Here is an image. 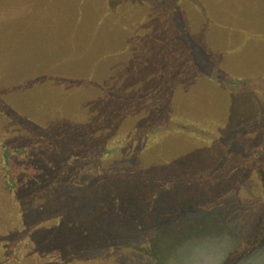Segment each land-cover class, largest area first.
<instances>
[{"label": "rangeland", "instance_id": "1", "mask_svg": "<svg viewBox=\"0 0 264 264\" xmlns=\"http://www.w3.org/2000/svg\"><path fill=\"white\" fill-rule=\"evenodd\" d=\"M0 264H264V0H0Z\"/></svg>", "mask_w": 264, "mask_h": 264}, {"label": "trees", "instance_id": "2", "mask_svg": "<svg viewBox=\"0 0 264 264\" xmlns=\"http://www.w3.org/2000/svg\"><path fill=\"white\" fill-rule=\"evenodd\" d=\"M146 127L150 128L148 126H146ZM151 129H154V127H152ZM141 130L142 129L138 128L135 131H133L134 133H132L130 135L129 134L128 135L125 134L123 139L120 141L119 145L116 142V143L112 144L111 146H108L107 149H109V147H111L109 151H112V150L118 148V146H119V148H121L122 146L126 147V144H130L129 148L131 150H137L138 148H140V147H138V145L140 143H142V145H141L142 149H144V148L147 149V147L152 145L154 142H156L161 137V133H160L159 130L154 131V132H151V131L148 130L147 133L146 132H145V134L143 133L144 135L140 133ZM137 135H138V137H140V138H138L139 140L137 139ZM133 136L135 138H133ZM136 139H137V141H135ZM142 140H143V142H142ZM133 142H136V143H133ZM100 149L101 148H99V150ZM109 151L105 150V152L103 151L104 152L103 154H101V152H100V155H104L105 156V154L106 155L109 154Z\"/></svg>", "mask_w": 264, "mask_h": 264}, {"label": "crops", "instance_id": "3", "mask_svg": "<svg viewBox=\"0 0 264 264\" xmlns=\"http://www.w3.org/2000/svg\"><path fill=\"white\" fill-rule=\"evenodd\" d=\"M152 12H148V13H145V16L147 17V14H148V18H152L153 16H155V15H157V14H159V12L157 13V14H151ZM147 24V23H146ZM146 24H145V27L147 28V26H146ZM143 26L144 25H142V28H143ZM145 28V29H146ZM102 87L104 88V85H102ZM105 87H107V86H105Z\"/></svg>", "mask_w": 264, "mask_h": 264}]
</instances>
